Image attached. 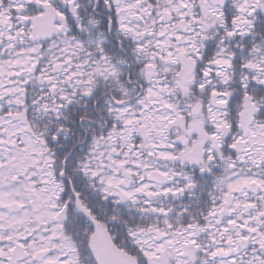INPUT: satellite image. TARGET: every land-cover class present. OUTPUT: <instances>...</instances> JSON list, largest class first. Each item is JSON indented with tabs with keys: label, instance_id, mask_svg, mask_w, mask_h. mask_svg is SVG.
<instances>
[{
	"label": "snow or ice",
	"instance_id": "1",
	"mask_svg": "<svg viewBox=\"0 0 264 264\" xmlns=\"http://www.w3.org/2000/svg\"><path fill=\"white\" fill-rule=\"evenodd\" d=\"M0 264H264V0H0Z\"/></svg>",
	"mask_w": 264,
	"mask_h": 264
}]
</instances>
